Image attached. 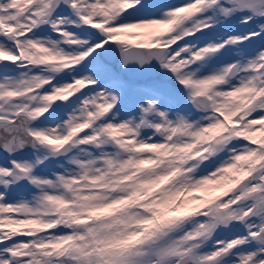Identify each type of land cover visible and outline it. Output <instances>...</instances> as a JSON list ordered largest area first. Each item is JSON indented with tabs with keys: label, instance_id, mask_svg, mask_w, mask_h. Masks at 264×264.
Here are the masks:
<instances>
[{
	"label": "snow or ice",
	"instance_id": "snow-or-ice-1",
	"mask_svg": "<svg viewBox=\"0 0 264 264\" xmlns=\"http://www.w3.org/2000/svg\"><path fill=\"white\" fill-rule=\"evenodd\" d=\"M0 264H264V0H0Z\"/></svg>",
	"mask_w": 264,
	"mask_h": 264
},
{
	"label": "rangeland",
	"instance_id": "rangeland-1",
	"mask_svg": "<svg viewBox=\"0 0 264 264\" xmlns=\"http://www.w3.org/2000/svg\"><path fill=\"white\" fill-rule=\"evenodd\" d=\"M163 2H178V0H163Z\"/></svg>",
	"mask_w": 264,
	"mask_h": 264
}]
</instances>
